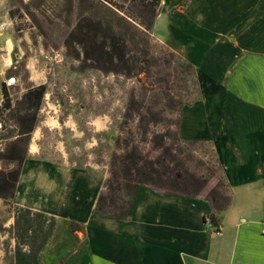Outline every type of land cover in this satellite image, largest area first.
<instances>
[{"label": "rangeland", "instance_id": "1", "mask_svg": "<svg viewBox=\"0 0 264 264\" xmlns=\"http://www.w3.org/2000/svg\"><path fill=\"white\" fill-rule=\"evenodd\" d=\"M232 1L233 8L241 5L238 0ZM88 3L90 0H36L23 5L19 0H0L1 21L6 23L0 35V121L5 126V151L19 141L18 117L27 109L24 95L36 87L45 88L36 126L26 143H17L25 159L14 198L11 202L0 200V264H17L12 225L18 203L28 204L41 213L60 210L64 215H48L53 220H48L43 228L51 226L50 237L37 262L28 264H91L85 245L93 228L78 218L102 219L87 204L101 190L127 101L132 93H140V87L136 79L82 69L74 59L69 50V32ZM249 8L248 17L236 18V28L264 18L263 12L258 11L264 8V0H249ZM197 9L195 0H163L151 30L152 38L164 45L161 41L168 36V16L172 12L193 16ZM172 41L183 52L180 56L176 48L167 46L183 60L175 59L173 67L177 72L189 73L185 63H190L185 54L192 53V49L179 38ZM193 69L195 78L189 76L188 83L179 82L172 90L182 101L181 110L203 100ZM10 77L16 83L7 88L4 82ZM139 78L143 80L142 75ZM204 97L207 106L215 98ZM180 126V160L190 174L209 180L201 194L210 191L217 203L224 206L228 190L215 145L185 140L181 132L182 113ZM163 129L158 127L156 132ZM0 161L3 171L13 166L1 158ZM96 225L93 222V227ZM73 230L77 231L72 233Z\"/></svg>", "mask_w": 264, "mask_h": 264}, {"label": "crops", "instance_id": "2", "mask_svg": "<svg viewBox=\"0 0 264 264\" xmlns=\"http://www.w3.org/2000/svg\"><path fill=\"white\" fill-rule=\"evenodd\" d=\"M238 1L242 6L233 8L232 0H195L193 16H168L161 41L180 56L172 38L193 51L185 55L203 100L181 110L182 137L215 145L229 204L217 213L205 193L167 195L142 186L125 219L78 218L93 228L85 245L91 264H264V18L236 28L250 9L249 0ZM258 11L263 17L264 8ZM204 96L215 98L207 106ZM96 198L87 204L92 212ZM42 212L64 218L60 210Z\"/></svg>", "mask_w": 264, "mask_h": 264}, {"label": "trees", "instance_id": "3", "mask_svg": "<svg viewBox=\"0 0 264 264\" xmlns=\"http://www.w3.org/2000/svg\"><path fill=\"white\" fill-rule=\"evenodd\" d=\"M161 2L90 0L69 32V50L82 69L136 79L140 87V93H132L127 101L120 134L114 142L115 151L95 201L94 215L105 220L125 219L133 210L134 196L142 186L162 190L167 195L197 196L209 182L190 174L180 160L178 143L183 104L172 90L179 82L188 83L189 76L194 79L195 73L188 63L185 65L189 73L177 72L173 67L175 59L183 60L151 36ZM141 75L143 80L139 78ZM44 94V86H39L23 97L27 109L18 117V142L22 144L37 124ZM158 127L164 129L156 132ZM17 143L0 157L13 165L0 172L3 202L12 201L20 181L25 155ZM205 198L217 213L229 204L228 197L224 206L219 205L210 191ZM48 220L53 217L28 208L15 209L12 230L17 264L37 262L52 231L51 226L43 228ZM209 221L215 224L214 215H210ZM70 224L80 228L76 223Z\"/></svg>", "mask_w": 264, "mask_h": 264}, {"label": "built area", "instance_id": "4", "mask_svg": "<svg viewBox=\"0 0 264 264\" xmlns=\"http://www.w3.org/2000/svg\"><path fill=\"white\" fill-rule=\"evenodd\" d=\"M23 5H28L33 3L36 0H19ZM6 28V23L1 21V15H0V35ZM16 83L15 78L10 77L7 78L6 81L4 82V85L8 88L11 86H14ZM4 124L0 121V155H2L5 151V140L2 138V133L4 132ZM3 171L2 168V162L0 161V172Z\"/></svg>", "mask_w": 264, "mask_h": 264}]
</instances>
